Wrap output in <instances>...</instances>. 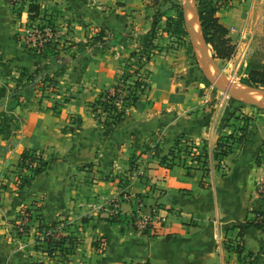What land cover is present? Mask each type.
Wrapping results in <instances>:
<instances>
[{
  "label": "crops",
  "instance_id": "crops-1",
  "mask_svg": "<svg viewBox=\"0 0 264 264\" xmlns=\"http://www.w3.org/2000/svg\"><path fill=\"white\" fill-rule=\"evenodd\" d=\"M50 1L49 6L60 10L54 14L56 27L72 43L91 41V24L104 12L98 9V2L109 6L123 2L113 15L136 13L141 21L136 32L148 25L147 0ZM225 20L231 27V20ZM29 21L27 4L19 10L8 0H0V89L22 68H39L45 73L56 69L62 59L67 64L60 73L58 92L41 97L32 89L18 99L7 88L0 94L20 118L11 144L0 139V147L14 151L15 156L31 148L50 159L46 170L36 174L13 199L25 203L39 198L42 222L62 218L72 223L76 231L71 232L80 235L74 247L80 256L85 251V260L71 264H264V228L252 224L257 213L264 212V195L256 192L264 177V162L256 160L264 144V116L251 120L246 139L223 157L218 171L209 177L200 168L188 173L183 167L151 163L146 168L148 180L146 177L143 182L144 177L129 170L132 196L134 190L156 186L142 201L140 211L166 215L156 229L139 231L128 222L130 211L137 208L134 198L121 197L114 220L109 215L113 209L103 206L105 198L118 194L121 188L116 174L128 170L126 158L150 146L155 138L164 151L181 135L196 143L214 141L220 133L230 132L231 126H224V110L192 88L184 103L169 105L171 112L163 119L152 117L141 124H123L122 120L116 131L102 126L87 109V93L114 81L119 64L116 54L88 44L76 49L75 57L62 50L54 59L27 46L24 31ZM194 28L198 34L197 26ZM69 93L74 97L67 100ZM183 111L187 113L182 115ZM71 114L81 118L68 130ZM98 238L105 241L102 247ZM236 245L241 246V252Z\"/></svg>",
  "mask_w": 264,
  "mask_h": 264
},
{
  "label": "rangeland",
  "instance_id": "rangeland-1",
  "mask_svg": "<svg viewBox=\"0 0 264 264\" xmlns=\"http://www.w3.org/2000/svg\"><path fill=\"white\" fill-rule=\"evenodd\" d=\"M38 1L46 13L42 11L43 15L41 14L38 19L33 21L30 19L26 25L24 36L29 49L51 54L55 59L62 50L67 53L66 55L75 57L76 49L80 50L88 44H93L98 50L109 48L116 54L119 64L114 81L108 87L105 86L106 88L101 85L100 88H92L87 93V97L90 95L86 102L87 109L92 111L100 125L116 131L119 130L117 125L122 120H124L123 124H141L142 120L148 121L152 117L163 119L165 118L164 115L168 116L171 112L169 105L176 104L179 106L184 103L187 95H189L187 93L192 88L199 89V94L207 95L208 102L222 107L224 123L231 126L230 131L233 129L238 131L237 127L243 123L242 114L244 113L252 115L253 118L258 117V115L264 116V105H255L231 97L217 87L206 73L207 67L211 76L223 83H230L232 86L234 83L250 86L253 92L246 91L244 93L251 95L250 97L253 99L264 102V84L250 85L244 82L248 74V62L251 59L264 61V0H147L146 18L148 25L145 28H140L141 32H136L135 27L141 22H138L136 13L128 12L127 15L130 17L120 13L113 15L115 9L119 8L123 2L117 1L110 6L104 2H98V9H103L104 12L99 14L94 19V23L91 24V41L75 43L64 38L60 29L56 27L58 24L54 14L60 10L58 8L55 10L49 6L52 4L50 0ZM208 3L220 4L217 15L224 24L225 19L231 20V27L225 24L229 28L230 36L236 45V51L230 59L216 57L212 45L206 42L205 29L199 19V11L203 5ZM178 4L184 8L185 23L178 19V11H175ZM190 5L194 9L190 16V25L193 30L197 26L198 34L196 36L201 43H204L203 49H200L199 44L187 29L186 19ZM155 17L158 20L156 26L153 24ZM126 20L128 21L124 25ZM194 22L196 23L195 26ZM150 30L155 33V37L149 34V32L151 33ZM244 31H246L245 35L242 34ZM48 46H51L54 53L46 50ZM206 50L208 51L207 55L204 54ZM66 64L67 62L62 59L56 69L53 67L48 70L47 73L54 80L39 83L33 88L37 89L36 93H41L42 97L58 92V84L62 82L60 81V73L64 67L66 68ZM21 70L6 81L3 86L5 90L11 88L12 94L18 99L26 92L16 91L23 86L26 78L22 75ZM32 70L34 69L27 68L26 72ZM40 70L43 72L42 69ZM140 75L146 83L144 88L136 85ZM114 84L120 86L121 93H129L130 89H137L140 99L135 106L129 109L127 115L119 123L108 124L104 123L103 120H110L114 111L104 110L103 105L96 103V99L104 89H114ZM122 88L124 89L122 90ZM5 97V95H0V139H6L7 144L10 145V137L19 126L20 118L11 111L12 106L6 103ZM73 97L69 93L67 100ZM172 112L179 113L174 108H172ZM186 113L187 111L181 112L182 115ZM69 118L66 124L68 130L75 127L74 125L81 117L71 114ZM228 132L220 133L214 141L195 142L197 147L190 145L188 141L183 139L178 146L179 149H176L174 154L169 153L170 149L164 151L157 138L150 142L151 145L145 149L130 153L129 157L126 158L127 162H125L129 165L128 170L116 174V177L119 178L118 185L121 187L118 194H114L111 198H105L103 202L104 207L106 205V207L113 209L109 210L110 218L112 220L117 219L122 196L127 199L132 197L137 203V208L130 211V219L128 220L134 228L137 229L136 221L140 213L146 214L140 211V205L151 192V189L156 188V186L150 184V188L147 190H134L132 196V179L131 175L128 174L129 170L140 178L144 177L141 178L143 182L148 176L146 174L147 165H152L151 163L170 168L183 167L184 171H189V173L200 168L209 177L218 171L222 164L221 161L214 158L213 149L219 136ZM204 145H207L211 156L206 166L203 163L204 158H201L202 161L191 158L193 152H202ZM25 150L20 155L15 156L14 151L8 152L5 147H0V264H44L46 262L48 264H71L72 261L85 260L83 258L85 251L80 256L81 253L76 251L77 246L74 247L80 235L79 232L72 233L76 231L70 226L72 223H66L62 218L46 223L42 222L39 212L42 202L39 198H34L32 202L25 203L23 201L16 202L13 199V197H18L20 193H23L26 184L38 174L35 173L34 175L35 166L26 167L24 163L21 164V155ZM40 153L48 161V165L50 159L44 157L42 151ZM42 157L37 161L34 160L36 163L33 165H39ZM108 178H110L109 174L107 175ZM203 181L208 180L203 179ZM259 185L261 182H258L257 194H259ZM259 195L261 196L262 193ZM12 202L16 204L15 207H13ZM258 216L262 228H264V214L260 212V214L257 213ZM49 229L51 231L48 233ZM49 241L52 244H48ZM96 241L100 243L101 247L105 242L102 238H98ZM76 254L79 255L76 257Z\"/></svg>",
  "mask_w": 264,
  "mask_h": 264
},
{
  "label": "trees",
  "instance_id": "trees-1",
  "mask_svg": "<svg viewBox=\"0 0 264 264\" xmlns=\"http://www.w3.org/2000/svg\"><path fill=\"white\" fill-rule=\"evenodd\" d=\"M11 2V0H8ZM12 3V2H11ZM24 4H27V8L29 11V17L33 21L35 19H38V17L42 14V11L45 10L41 7V3H39L38 0H20V5L16 7V9H21L24 7ZM220 7V4L212 5L208 3L207 5H203L202 8L199 11V19L201 21V24L203 25L205 29V39L207 43H210L215 50L216 57L222 58V59H230L235 51H236V45L233 42L229 28L220 20L219 16L217 15V11ZM15 8V5H14ZM176 12L178 11L179 17L178 19L185 23V16H184V8L181 4L176 5ZM46 13V11H45ZM43 15V14H42ZM157 18L155 17V20L153 21L154 26L157 25ZM152 36H156L152 30H150ZM51 46H48L46 50L52 51ZM57 52V51H56ZM149 58V57H148ZM146 58V59H148ZM27 68H22L21 73L24 75L25 81L23 86L21 88L16 89V91H27L35 88L39 83H42L44 81L48 80H54L53 77H50L47 72H42L40 69H34L30 72H26ZM247 76L244 79V82L250 85L254 84H264V61L262 60H255L251 59L248 62L247 65ZM123 76V74H122ZM246 84V85H247ZM136 85L144 88L146 83L143 80V77L140 75L139 79L136 81ZM114 89H104L100 92L98 98L96 99V103L103 105L104 110H113V115L110 116V120H103L104 123H110V124H116L120 122L124 117L127 115L129 109L136 105V103L140 99V95L137 91V89L133 88L130 89L129 93H121L120 92V86L118 84L113 85ZM124 88H122L123 90ZM5 89L2 87L0 89V94L4 92ZM242 120L243 123L240 127H237L238 131H234V129L228 133H225V135H220L219 139L216 143V146L213 149V156L215 159L221 161L223 157L228 154L229 152H232L235 150V148L238 146L239 143L243 142L248 134V129L251 120L253 119L252 115L249 114H242ZM101 121V120H100ZM224 126H229L224 123ZM234 127V126H233ZM188 141L190 145L192 146H198L195 141L188 139L185 137V135L179 136L175 142L174 145L170 148L169 153L174 154L176 152V149H179V144L183 141ZM203 151L200 153L193 152L192 153V160H198L202 161L203 163L208 164L209 158L211 157L209 154V149L207 145L202 146ZM32 151L34 149H26L22 155H21V164L24 163L23 159L30 156L32 154ZM189 153H191L189 151ZM39 159H41L39 157ZM256 160L258 163L264 162V144L260 147V150L258 152V155L256 157ZM41 161V160H40ZM47 162L43 157L41 163L34 168V175L35 173L42 172L45 167H47ZM189 173V171H188ZM263 213V211H260ZM260 212L258 214H260ZM56 222V221H55ZM256 227L262 228V223L259 220V216L256 217L253 221V223ZM48 244H52L51 241L48 242ZM231 245H229L230 247ZM236 249L241 252L242 248L240 245H236ZM146 264H149L147 262Z\"/></svg>",
  "mask_w": 264,
  "mask_h": 264
},
{
  "label": "built area",
  "instance_id": "built-area-1",
  "mask_svg": "<svg viewBox=\"0 0 264 264\" xmlns=\"http://www.w3.org/2000/svg\"><path fill=\"white\" fill-rule=\"evenodd\" d=\"M11 2L16 7H18L20 5V0H11ZM33 25H34V23H33ZM39 157H42L40 151L34 149V151H32V154L30 156L24 158L25 166L26 167L38 166V165H33V164L36 163V161L39 159ZM34 160H36V161L34 162ZM28 164H30V165H28ZM260 182H261V185H259V187H258V192H259V194L262 193L264 195V177L259 180V183ZM165 220H166L165 214H159L157 212H151L149 214L140 213V215L136 221V225H137V229L139 231H148L151 229H156L157 223L161 224ZM50 231H51V229H49L47 232L49 233Z\"/></svg>",
  "mask_w": 264,
  "mask_h": 264
},
{
  "label": "water",
  "instance_id": "water-1",
  "mask_svg": "<svg viewBox=\"0 0 264 264\" xmlns=\"http://www.w3.org/2000/svg\"><path fill=\"white\" fill-rule=\"evenodd\" d=\"M193 10H194L193 6L190 5L188 7L187 19H186L187 29H188L190 35L193 37V39L195 41H197V43L199 44L200 49H203L204 43H201L200 39L196 36V33L194 32V30L192 29V27L190 25V16H191ZM206 73H207L208 77L211 79V81L217 87H219L224 92H226L229 95H231V97H234L235 99H238V100H241V101H244V102H247V103H252V104H255V105H264L263 101L253 99L250 96H247V95L237 91L236 89L233 88V86L230 83H223L220 80L212 77L207 67H206Z\"/></svg>",
  "mask_w": 264,
  "mask_h": 264
},
{
  "label": "bare ground",
  "instance_id": "bare-ground-1",
  "mask_svg": "<svg viewBox=\"0 0 264 264\" xmlns=\"http://www.w3.org/2000/svg\"><path fill=\"white\" fill-rule=\"evenodd\" d=\"M204 54L205 55H207L208 54V51L206 50L205 52H204ZM234 86H235V84H233ZM233 86V88H235L236 90H238L239 92H241V93H243V94H245V95H247V96H251V95H249V94H246V93H244V92H246V91H250V92H253L252 90H251V88H250V86H245V87H247L249 90H247L246 88H240V87H237L236 88V86L234 87ZM254 92H255V90H254Z\"/></svg>",
  "mask_w": 264,
  "mask_h": 264
}]
</instances>
